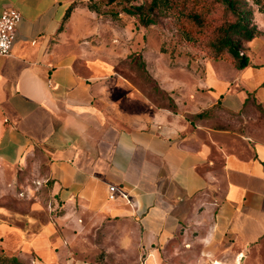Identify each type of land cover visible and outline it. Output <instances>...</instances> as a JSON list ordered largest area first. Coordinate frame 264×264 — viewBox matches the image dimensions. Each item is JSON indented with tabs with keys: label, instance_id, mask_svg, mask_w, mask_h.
<instances>
[{
	"label": "crops",
	"instance_id": "0c3cea01",
	"mask_svg": "<svg viewBox=\"0 0 264 264\" xmlns=\"http://www.w3.org/2000/svg\"><path fill=\"white\" fill-rule=\"evenodd\" d=\"M86 4L0 0V13L21 15L11 54L0 56V253L97 264V253H152L198 232L223 264L262 263V15V34L244 42L247 66L194 57L188 69L187 59L171 67L157 57L131 16L102 20ZM133 52L174 109L115 70ZM230 114L243 120L231 127ZM109 184L133 205L109 200Z\"/></svg>",
	"mask_w": 264,
	"mask_h": 264
},
{
	"label": "rangeland",
	"instance_id": "374dc122",
	"mask_svg": "<svg viewBox=\"0 0 264 264\" xmlns=\"http://www.w3.org/2000/svg\"><path fill=\"white\" fill-rule=\"evenodd\" d=\"M85 1H87V7L88 4L91 3L99 9V12H96L95 10L91 11L99 13L97 17H100L102 20L110 19L109 15L103 14L105 11H121L122 7L126 5L123 0H117V2L113 4L107 3L106 0ZM135 2L138 3L139 0H135ZM213 7V11L208 18L214 25H219L224 20L231 18L228 12H224V9L220 4L214 2ZM245 7L251 9L252 24H254V12L260 13V15L264 18V13L259 12L258 6L251 0H247L245 2ZM122 14L126 15L124 13ZM260 20L261 19L258 18L257 23L262 25L263 22ZM144 28H146V30L143 29V31H145V35L142 39L150 42L151 51H155L157 57H163L166 60L167 66H179V60L186 61L187 59V62L184 65L188 69H194L190 66L191 58L204 57L212 59L209 56V51L206 49V45H204L208 37L204 38L200 42L188 40L186 36L181 33L176 17L170 12L160 17L157 24L149 25ZM141 31L142 30L136 34L134 44L141 41ZM112 41L115 42V39ZM242 52L246 54V48H243ZM261 54L264 56V46L261 50ZM128 56L125 59H121L115 66V69L136 86L145 89L149 93H153L159 100V104H163V100L165 99L162 98L163 96L160 98V94L156 91V89H154L156 84L153 80H151L153 77L147 69V64L146 69L142 65L140 58L142 56L141 53L140 55L133 56L132 60H130L131 55ZM177 57H179L178 61H176ZM146 71L151 78H149ZM227 119L229 121V125L234 127L238 121L243 120V117L230 114ZM197 234L198 232L180 233L166 245L158 247L152 253L121 257H109L105 256V254L97 253L91 258L95 260L97 264H217V261L219 264H223L221 263L222 255H213L206 250L200 240L196 239ZM1 255L2 254H0V264H31V262L23 260H21L20 263H12L10 261L3 262V257ZM234 264H264V261L260 263L256 256H249L245 263H241L240 259H236Z\"/></svg>",
	"mask_w": 264,
	"mask_h": 264
},
{
	"label": "trees",
	"instance_id": "16d2710c",
	"mask_svg": "<svg viewBox=\"0 0 264 264\" xmlns=\"http://www.w3.org/2000/svg\"><path fill=\"white\" fill-rule=\"evenodd\" d=\"M124 5L121 11H105L104 15H109L110 19L118 20L119 12H123L131 16L139 25L147 27L158 23L159 18L166 13H172L176 19L181 33L186 38L193 42H200L208 37L204 45L209 51V56L213 60H226L233 64L236 68L242 69L249 64V57L242 49L245 48L244 42L251 40L255 36L262 34V32L252 24L251 9L245 7L247 0H123ZM258 6V11L264 13V0H251ZM107 3L113 4L117 0H106ZM220 4L224 12H228L230 19L224 20L219 25H214L208 16L213 11V3ZM90 4V5H89ZM88 8L99 12V9L93 4L89 3ZM87 5V4H86ZM73 5H70L66 10L62 24L59 30L62 29L63 24L68 19ZM130 60L133 56L140 55L139 52L130 54ZM129 57V56H128ZM143 67L146 69L145 60L140 57ZM116 70V69H115ZM117 71V70H116ZM147 73V71H146ZM149 76V74L147 73ZM149 78H151L149 76ZM155 82L156 91L160 94V98L168 100L167 106L174 109V104L167 96V93L159 88L157 81ZM206 114V111L196 115L188 116L189 119L194 120L201 118ZM2 254V253H0ZM2 261H10L12 263H20L21 260L17 257H9L1 255Z\"/></svg>",
	"mask_w": 264,
	"mask_h": 264
},
{
	"label": "built area",
	"instance_id": "2783aa9c",
	"mask_svg": "<svg viewBox=\"0 0 264 264\" xmlns=\"http://www.w3.org/2000/svg\"><path fill=\"white\" fill-rule=\"evenodd\" d=\"M20 18V12L10 6H6L0 13V56L11 54L15 31ZM32 43H35V41H32ZM48 84L50 85V81H48ZM118 196L133 205L129 195L121 187L109 184L107 187V198L109 200H115Z\"/></svg>",
	"mask_w": 264,
	"mask_h": 264
},
{
	"label": "water",
	"instance_id": "95a60500",
	"mask_svg": "<svg viewBox=\"0 0 264 264\" xmlns=\"http://www.w3.org/2000/svg\"><path fill=\"white\" fill-rule=\"evenodd\" d=\"M240 260H242V257L240 258Z\"/></svg>",
	"mask_w": 264,
	"mask_h": 264
},
{
	"label": "bare ground",
	"instance_id": "6f19581e",
	"mask_svg": "<svg viewBox=\"0 0 264 264\" xmlns=\"http://www.w3.org/2000/svg\"><path fill=\"white\" fill-rule=\"evenodd\" d=\"M218 264V263H217Z\"/></svg>",
	"mask_w": 264,
	"mask_h": 264
}]
</instances>
